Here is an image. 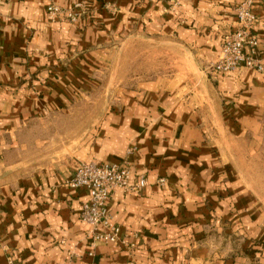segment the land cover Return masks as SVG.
<instances>
[{"label":"crops","instance_id":"1","mask_svg":"<svg viewBox=\"0 0 264 264\" xmlns=\"http://www.w3.org/2000/svg\"><path fill=\"white\" fill-rule=\"evenodd\" d=\"M54 2L63 7L83 3L86 13L83 9L84 15L76 24H51L47 21L49 0H0V154L5 151L14 157L9 162V167L14 169L21 166L20 156L25 146L22 140H16L17 136L37 132L31 121H40L42 117L46 121L48 109L71 101L74 89L92 87L85 74L78 73L86 80L76 78L74 60L69 78L59 82L48 80L50 88L36 80L39 89L36 95L27 78L30 73L42 70L37 64L42 61V51L52 57L62 39L67 41L65 48L70 53L98 39L105 40L104 35L110 29L126 34L131 25L137 24L139 30L180 37L203 57L210 69L219 56L225 35L236 28L232 7L240 0H180V5L170 12L164 11L170 0ZM253 12L257 16L254 30L264 49V0H255ZM27 57L32 65L24 64ZM91 72L86 71V75ZM211 73L226 97L227 119L255 122L263 115L264 61L261 72L242 68L232 74L214 70ZM155 85L146 86L149 91L137 96L132 92L125 94L119 101L122 109L104 120L101 138L96 143L73 152L44 171L15 180L13 184L17 187L6 184L2 188L0 264H7L8 254L14 264H242L246 261L244 257H232L231 250L226 255L215 252V248L200 240L201 216L207 212V200L219 214L224 210V198L218 196L222 192L208 191L220 182L207 174L221 171L227 162L222 165L209 143L203 142V131L194 127L190 105L166 93L174 88ZM64 94L68 97L64 98ZM124 161L128 163L132 180L141 175L148 180L141 192L120 189L107 204L127 245L93 243L91 228L81 218L82 204L89 200V193L85 189H72L67 181L84 162ZM2 168L5 164L0 160V173ZM256 248L260 249L256 252L264 263V244ZM247 254L254 257V249L248 248Z\"/></svg>","mask_w":264,"mask_h":264},{"label":"rangeland","instance_id":"2","mask_svg":"<svg viewBox=\"0 0 264 264\" xmlns=\"http://www.w3.org/2000/svg\"><path fill=\"white\" fill-rule=\"evenodd\" d=\"M179 5L180 0H170L164 11H174ZM61 7L72 12L76 19L72 20L66 14L56 16L47 10L49 23L76 24L84 15L83 9L86 13L83 3ZM139 27L131 25L126 34L110 29V33L104 35L105 40L98 39L70 53L65 48L67 41L59 39L52 57L48 52H41L42 61L37 64L42 70L30 73L27 78L36 95L39 91L36 80H40L41 86L50 88L48 80L59 82L71 76L74 60L77 61L76 78L86 80L78 75L85 74L92 87L84 84V88L74 89L70 94L71 101L48 109L46 121H43L44 117L40 121H31L37 132H23V136H17L16 140L25 144L18 169L9 167V162L14 159L12 155L5 151L0 154V160L5 164L0 173V194L6 184L44 171L69 158L73 152L96 143L101 138L104 120L122 109L119 101L128 92L137 96L149 91L146 86L156 87L155 84L161 88H174L166 93L176 95L190 105L195 117L194 127L203 131V142L209 143L222 165L227 162L221 171L207 174L220 182L218 187L213 184V190L208 191L222 192L218 196L224 198V210L219 214L207 200V212L201 216L203 236L200 240L222 255L231 250L232 257H244L246 261L242 264H264L256 252L260 249H255L256 245L264 244V113L255 122L227 119L228 115L224 113L226 97L203 57L178 36H167L150 29L139 30ZM87 53L92 55L84 57ZM24 60V64L32 65L29 57ZM85 70L92 72L86 75ZM43 79H46L45 83ZM159 183L162 184L161 179ZM248 248L254 249V257L247 254ZM7 257V264L10 261L14 264L12 256L8 254Z\"/></svg>","mask_w":264,"mask_h":264},{"label":"built area","instance_id":"3","mask_svg":"<svg viewBox=\"0 0 264 264\" xmlns=\"http://www.w3.org/2000/svg\"><path fill=\"white\" fill-rule=\"evenodd\" d=\"M255 0H240L234 8L236 28L229 31L223 40L217 60L210 68L223 74H232L242 68L261 72L263 70L264 49L254 28L257 16L253 12ZM47 10L56 15L66 14L72 20L76 16L64 11L54 0H50ZM72 189H85L89 200L82 204L81 218L90 226L93 243L103 242L127 245L121 227L110 214L107 204L120 189L141 192L148 184L145 176L134 180L127 162L80 164L67 181ZM10 264H13L10 261Z\"/></svg>","mask_w":264,"mask_h":264}]
</instances>
